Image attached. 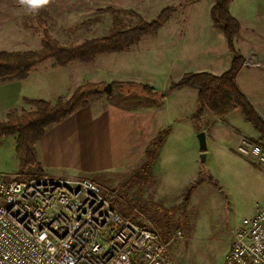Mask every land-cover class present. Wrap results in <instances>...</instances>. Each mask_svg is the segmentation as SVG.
I'll use <instances>...</instances> for the list:
<instances>
[{"label":"crops","instance_id":"obj_1","mask_svg":"<svg viewBox=\"0 0 264 264\" xmlns=\"http://www.w3.org/2000/svg\"><path fill=\"white\" fill-rule=\"evenodd\" d=\"M67 1L50 0L48 5L32 12L21 6L18 0H0V2H4L3 17L6 20L2 24L4 27L9 26L10 12L13 13L12 18H14L16 17L14 13H17L18 16L20 13L22 14V10H26L23 14L28 13L29 17L35 21V25L28 26L30 30L34 33H41V35L46 30L57 41L59 39L53 36L54 30H51L50 24H68V31L74 32L86 33L97 29L98 26L91 27L90 24L95 22V19L98 20L99 15L96 16L94 13L86 15L89 11L85 12V10H91L90 7H77L70 2L73 0L68 3ZM181 1L140 0L134 4L140 8L138 11L141 16L149 17L153 15L151 11L154 8L157 11L169 3ZM213 3L214 0L189 1L185 7L177 9L159 26L156 36H154L155 32L145 34L139 40L128 45L123 52L109 54L110 62L119 63L121 53H129V65L126 61L124 64L123 61L121 71L115 69L101 71L100 68L98 72H95V75L103 78L97 77V80L91 81L112 83L118 80H147L148 84L159 89L163 87L161 83L165 82L172 72L175 78L184 71H207L214 75H220L228 68L231 56L222 30L212 21L210 10ZM134 4L133 2L126 3L123 7L135 9ZM109 9L111 8L107 7V10ZM228 9L240 25L239 33L234 38L235 47L240 50L243 56L248 54L246 51L255 50L263 64L264 0H229ZM89 19H91L90 22ZM85 39L87 38L82 41ZM170 42L174 43V48L178 51L173 58L174 51L171 53L164 50L167 49ZM156 48L160 49L156 50ZM51 60L47 59L41 62L35 68ZM74 63L54 68L56 70L65 69ZM141 66L143 68L141 75H144L142 78L137 75ZM75 67L77 72H63L60 75L41 73L33 76L34 68L22 80L0 82V112L6 111L12 104L13 106L14 104L19 105L22 97L53 101L59 96H68L75 86L87 81L80 79L75 82L77 75L90 69L89 66L87 68L84 66ZM260 70L264 71L262 68L249 69L247 66H242L238 80L243 83L237 80L239 88L251 99L256 109L258 106L264 108L262 104L264 103V85L260 83L264 80V73H261ZM38 82H40L39 85ZM133 91L125 93V96L132 94ZM120 93L117 91L115 95H122ZM196 94L195 88L184 86L170 91L162 104L159 98L148 94L145 96L129 95L128 98L117 99V101L102 96L89 102L86 106L77 108L60 122L47 127L44 134L36 141L35 149L41 174L88 178L102 186L114 180L118 174L127 176L126 178L129 179L128 175L133 176L134 170L149 161L151 142L162 130L167 128L169 129L168 134L150 167V172L154 175L165 162L169 139H176L175 136H172V131L175 133L176 127L172 121L176 120L180 124L177 134H182L180 137L183 144L182 147H179V144H174L175 149L168 152L166 156V162L172 163L175 171L156 173L154 184L150 186L146 194L148 198L149 196L152 198L150 201L155 206L151 216H154V226L157 229L161 222L160 216L163 217L165 212L180 204L183 197L182 190L184 192L186 186L194 182L201 172L203 166L201 160L198 162L201 150H197L195 142L196 134L199 131L205 132L206 155L204 162H208V170H215V174H217L216 168L219 164L225 169H230L232 174H239L242 169H246L255 172L260 181L264 176L263 172L259 170L260 168L252 160L243 157L236 151L241 133H246L254 139L258 137L252 130L251 124L246 122L237 110H234L226 114V117L224 116L227 122L222 123L223 125L217 124L218 117L213 116L212 118L210 114V120L201 125L202 129L196 130L195 123L191 118V114L196 108ZM134 96L138 98H130ZM183 147L187 148L185 152H183ZM208 173L202 174L204 180L190 191L188 204L184 208L192 209L196 200L207 201L210 198L213 204L216 194L208 188L210 186L207 181ZM170 177L174 178L169 180ZM170 184H176L177 187L170 188ZM254 188V192L251 190L253 196L248 197L246 192L244 195L240 192L241 195L237 200H235L233 192L228 190L231 213L239 212L238 202L242 196L241 202H244L245 199L243 205L247 207L244 214L240 215L241 219L232 224L234 232L244 217L252 216L259 206H264V180L262 187L258 184ZM223 205L224 201L222 200ZM175 212L181 217L180 208ZM217 213L212 212L202 216L197 211H192L193 217L190 222L192 230L206 233L209 226L217 224Z\"/></svg>","mask_w":264,"mask_h":264},{"label":"rangeland","instance_id":"obj_2","mask_svg":"<svg viewBox=\"0 0 264 264\" xmlns=\"http://www.w3.org/2000/svg\"><path fill=\"white\" fill-rule=\"evenodd\" d=\"M69 1L70 0H68L67 3ZM139 1L140 0H73V1H70L77 7H83V8L90 7L91 10H85V12L89 11L88 13H86V15H89L92 13L96 14V16L99 15L98 20L95 19V22L90 24L91 27L93 25L95 27L98 26L97 29L99 30L95 29L92 32H86V33L82 31L74 32V31H68V27H69L68 24H64V25L50 24L51 30H54L52 34L54 37L59 39V41L62 43L74 44V42L82 41V39L84 38H87V39H91L95 37L99 38V36H106L118 30H126L138 24L150 22L153 19H155L159 15V13L165 8L173 7L174 9L171 12V14L168 15L163 21H161L158 27L154 31L148 32V33L155 32L154 36H156L158 34L156 33V31L159 30L158 29L159 26L163 24L170 16H172V14L175 13L177 9L185 7L187 3L191 0H182L179 3H169L157 11L154 8L151 11L153 15L149 16L150 18L147 16H141L139 14L140 11L138 10H140V8L134 4L135 2H139ZM131 2H133L134 4L133 7L135 9L123 7L124 5H126V3L130 4ZM3 5H4V2H0V50H9V51L14 50L15 51V50H29V49L39 48L41 33H34L28 27L29 25H35V21L33 20V18H30L28 13L23 14L24 12H26V10H22L23 15L20 13L21 17L20 15L17 16V13H14V16H16L14 18H12L13 13L10 12L11 19H10L9 26L4 27V25L2 24V22L5 20L3 17L4 16ZM107 7L111 9L107 10ZM30 14H33V13H30ZM88 21L90 22L91 19H89ZM214 25L216 24L214 23ZM9 30H11V32H9ZM148 33H145V34H148ZM160 34H161V31H160ZM133 42L135 41L130 42L129 44H127L126 46L118 50L96 54L92 59L88 61H74L76 63L70 62L71 64L72 63L74 64L65 69H60V70L57 69L59 71H57L54 68L55 66H59V65H56L54 60L52 59L51 61H47L37 66L35 69L33 68L34 69V70L32 69L33 76H36L41 73H48L49 75H56V74L60 75V74H63V72L64 73L77 72L78 70L75 66H78V67L84 66L86 68L87 66H89L90 69L85 70L82 73L78 74L77 78L74 81L75 82L80 81V79L81 81L87 80L88 82L100 83V85L103 84L102 86L104 87V85L106 84L104 82L91 81V80H97L98 76L95 75V72H98L100 68H101V71L114 70V69L121 71V66H122L123 61H124V64L126 61L127 64L129 65L130 64L128 61L129 53L127 54L121 53L120 55L121 61H119V63L110 62L109 54H111L112 52H118V51L123 52L128 47V45H130ZM227 47L229 49L230 56H231L229 66H228L229 68L232 62L233 53L228 46V42H227ZM157 49H160V48H156V50ZM235 49L238 52V54L243 58V62L241 63L239 70L235 76V82L238 86L237 82L238 81L240 83L242 82L238 80V76L240 77L239 72L242 66H247V68L249 69H261V68L264 69V63L262 64V59L259 58L255 50L246 51V53L248 54H245V56H243V54L240 52L239 49H237L236 47ZM164 50L166 52L170 51L171 53L174 51L173 52L174 55L172 56V58L178 52L177 49L174 48V43H171V42L169 43L167 49H164ZM70 63H67V64H70ZM65 65H62V66H65ZM142 70L143 68L141 66L140 72L139 73L136 72L137 75L141 78L144 76V75H141ZM260 71L261 73H264V71L262 70ZM186 72H207V71H186ZM186 72L184 71L180 73V76H178L177 78L174 77L173 72L170 73L169 78L165 82L161 83L163 87H160L159 89L148 84L147 80L145 81L143 80H136V81L118 80V81L112 82L114 85H112V83L110 82H107L111 84V91L109 93H105L102 87V91L104 94L101 95V97L103 96V97L110 98V99L117 101V99L122 100L123 98H128L129 95H144L145 96L146 94H148L150 96H156L157 98L160 99V96H159L160 92L165 91L170 86L171 83L179 80L181 76ZM87 77L88 79H86ZM147 77H150V76H147ZM98 78H103V77H98ZM22 79H9V80H4V81L22 80ZM84 82H81L80 84ZM260 83L264 85V80H262ZM39 84L40 82H38V85ZM252 84L253 82L251 83V86ZM143 85L150 86L156 93L150 94L148 91L142 88ZM185 86H189V85H185ZM131 90H134L133 93L125 96V93H129V91ZM117 91L119 93L120 91H122L120 93L122 95H115ZM68 96H62V97L59 96L58 98L66 99ZM24 98H28V97H22L19 105L14 104L13 106L12 104L10 108L6 109V111L4 110L3 112H0V121L6 120L9 112L13 111V112L21 113L22 110L29 111L35 108L33 104L26 102ZM130 98H138V97L134 96ZM246 98L252 104L254 110L258 113V115L264 120V108L258 106V108L256 109L251 99L247 96ZM96 99H92L91 101H94ZM56 100H53L50 102H55ZM163 100H160L161 104ZM262 104L264 105V103ZM234 110L235 111L237 110L238 113L242 115L244 120H246V122L251 124L252 130H254V132L258 135V137L254 139L253 137L247 135L246 133H241L240 137L246 136L252 139V141L254 142H259L263 146L264 137L260 134V132L254 127V125L249 120L245 118V115L239 108L233 109L231 111H234ZM231 111H228L227 113L223 115H216L208 110H204L201 116L199 117V123L196 125V127H201L202 129L201 125L206 124V122L210 120L209 117H211V115H212V118L213 116L218 117L219 121L216 122L217 124L223 125L222 123L227 122L225 115ZM172 123L174 127L176 126L175 133L174 131H172V136H175L176 139H173V140L171 138L169 139L170 143H169V148L167 149L166 154H165V162L159 167V170L156 171L154 175L149 170L148 172L144 171L145 174L143 176H140L139 178H137L136 176L128 175L130 176V178L128 179L126 178L127 176L125 177L124 175L118 174L116 176L117 179L114 177V180H111V182L105 183L104 186L98 183L97 184L101 188L104 195H106L108 198H111L110 200H112L118 208H121L126 213H129V216L132 219H137L140 222L145 221L146 223H148L150 226H152L156 230H159L160 236H162L163 234H166L165 232L168 231V228L170 229L168 233L169 234L172 233V234L169 237H167V240L165 242L167 244L166 246H167L168 257L170 259V264H224L225 254L229 248L231 239L234 234V227L232 226V224L237 223L241 219L240 215H243L245 210L247 209V207L243 205V203L245 202V199H244V202H241L242 201L241 199L243 198L242 196V198H240V202H238L239 212L231 213V211L229 210V207H231V203L229 202L230 198L228 196V192H229L228 190H231L233 192L235 200H237L240 197L241 195L240 192L242 193V195H244L246 192L247 194L246 196L251 197L253 196V194H251V190L252 192H254L255 185L260 184L261 187L263 186L264 176L259 181L256 177L257 174L255 172L248 171L246 169H242L239 174H232L230 169H225L220 164L216 168L217 174H215V170L214 171H211L210 169L208 170V162H204V163L201 162L203 167L201 169L200 174H207L208 171H210V173H208L207 181H208V184L210 185L208 188L211 191H214V193L216 194V196L214 197L213 204H212L211 198L208 199L207 201L196 200V203H193L194 207L192 209L188 207H185V208L183 207V209H180V211L182 212L181 217L177 215L176 212L175 213L171 212L169 214L165 213L163 217L162 215L160 216L159 220L161 222L159 224V228L157 229L154 226V216L153 217L151 216V212H153V208L155 206H154V203L150 201L152 198L150 196L148 198L146 194L148 193V189L150 188V186L154 184V180L156 179L155 177L156 173L162 174V173H166V171L167 172L175 171V168L172 167V163L166 162V156L168 152L175 149L174 144H179V147H182L183 142H182V138L180 137L182 134H177V128L180 126V124L176 122V120H173ZM195 142H196V148L197 150H199L198 139H195ZM182 149H183V152H185L187 148L183 147ZM245 158L250 159L248 157H245ZM199 160L200 158L198 157V162ZM250 160H253V159H250ZM19 165H20L19 158L17 157L15 153V135H9V136L0 138V175L2 177L4 178H12V177L23 178V177L39 175L35 173L34 169L33 170L24 169L21 172L22 174L21 175L20 172L18 173ZM259 170L263 172L264 174L263 169L260 168ZM173 178L174 177H170L169 180ZM176 187H177L176 184H170V188H176ZM167 188H166V191H167ZM183 195H184V192L182 190V196ZM222 200L224 201L223 206H222ZM194 210L197 211V213L199 215L201 214L202 216L203 214L209 215L212 212L214 213L218 212L216 215L217 224L209 226V230L206 233H203V231L200 232L197 230L194 232V229L192 230L193 228L192 224L190 223L193 217L192 211ZM206 227H207V224H206Z\"/></svg>","mask_w":264,"mask_h":264},{"label":"built area","instance_id":"obj_3","mask_svg":"<svg viewBox=\"0 0 264 264\" xmlns=\"http://www.w3.org/2000/svg\"><path fill=\"white\" fill-rule=\"evenodd\" d=\"M236 151L264 170V147ZM88 178L0 175V264H170L167 244ZM224 264H264V206L244 217Z\"/></svg>","mask_w":264,"mask_h":264},{"label":"trees","instance_id":"obj_4","mask_svg":"<svg viewBox=\"0 0 264 264\" xmlns=\"http://www.w3.org/2000/svg\"><path fill=\"white\" fill-rule=\"evenodd\" d=\"M228 3L229 0H214L210 12L213 22L224 33L228 46L233 53L230 67L220 75L209 72H186L179 80L171 83L165 91L160 92V100H163L165 95L172 90L185 85L192 86L197 91L196 108L191 114L195 126L199 123V117L204 110L216 115H223L228 111L239 108L245 118L264 137V120L254 110L252 104L235 82V76L243 62V58L234 46V38L239 33L240 25L230 14ZM173 9V7L165 8L150 22L141 23L126 30H118L99 38L85 39L74 44H62L44 30L40 39V47L37 49L0 50V81L22 79L29 75L37 64L46 59H53L56 65L62 66L74 61H88L96 54L121 49L130 42L138 40L141 35L154 31L160 22L171 14ZM102 85L86 81L76 86L66 99L58 98L55 102L40 98H24L26 102L33 104L35 108L29 111L22 110L21 113L9 112L7 119L0 121V138L15 135V153L20 164L18 173H21L24 169H34L36 174H41L35 149L36 141L44 134L47 127L60 122L77 108L87 105L92 99L101 97L104 94ZM112 85L114 84L112 83ZM142 88L150 94L156 93L150 86L143 85ZM196 129L200 130L201 127H196ZM168 131L167 128L162 130L151 142V150L148 151L149 161L134 170L133 176L139 178L145 174L144 171H150L157 151ZM201 175L199 174L194 182L186 186L180 204L165 212L166 214L173 213L179 208L182 209L188 204L190 191L204 180ZM119 210L130 217L129 213L121 208ZM168 231H170L169 228ZM168 231L161 236L164 242L172 234H169Z\"/></svg>","mask_w":264,"mask_h":264},{"label":"water","instance_id":"obj_5","mask_svg":"<svg viewBox=\"0 0 264 264\" xmlns=\"http://www.w3.org/2000/svg\"><path fill=\"white\" fill-rule=\"evenodd\" d=\"M103 91L105 93H109L111 91V84L110 83H106L103 87ZM196 137L198 139V143H199V149L201 150V153L199 155V158L201 160V162H204L205 160V150H206V139H205V132L204 131H199L196 134Z\"/></svg>","mask_w":264,"mask_h":264},{"label":"clouds","instance_id":"obj_6","mask_svg":"<svg viewBox=\"0 0 264 264\" xmlns=\"http://www.w3.org/2000/svg\"><path fill=\"white\" fill-rule=\"evenodd\" d=\"M19 4L29 11H36L49 4L50 0H18Z\"/></svg>","mask_w":264,"mask_h":264}]
</instances>
